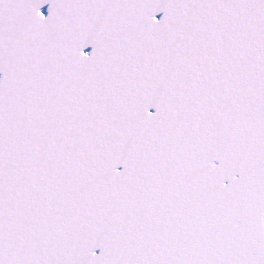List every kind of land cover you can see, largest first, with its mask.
<instances>
[{"label": "snow or ice", "instance_id": "obj_1", "mask_svg": "<svg viewBox=\"0 0 264 264\" xmlns=\"http://www.w3.org/2000/svg\"><path fill=\"white\" fill-rule=\"evenodd\" d=\"M0 264H264V0H0Z\"/></svg>", "mask_w": 264, "mask_h": 264}]
</instances>
